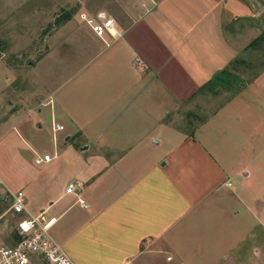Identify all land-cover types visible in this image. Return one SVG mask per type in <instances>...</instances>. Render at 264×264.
<instances>
[{
    "label": "crops",
    "instance_id": "0c3cea01",
    "mask_svg": "<svg viewBox=\"0 0 264 264\" xmlns=\"http://www.w3.org/2000/svg\"><path fill=\"white\" fill-rule=\"evenodd\" d=\"M108 2L99 11L112 19L115 36L97 35L84 20L102 43L104 69L58 97L56 88L38 95V127L47 104L53 139L78 136L86 147L42 153L52 156L46 166L62 157L67 164L54 166L59 180L38 173L40 204L30 212L55 218L50 234L74 264H264V182L257 178L264 164L251 143L264 131L244 125L264 122L260 105L252 120L230 113V104L218 112L226 109L233 124L248 128L238 139L214 136L220 148L213 134H186L164 122L172 96L183 98L244 54H264V0ZM260 70L248 88L264 99ZM0 73L8 74L0 78L3 93L12 75ZM88 90L98 91L100 107L91 121L81 118L79 97L72 102V94ZM235 150L238 161L229 158ZM71 181L76 191L66 192Z\"/></svg>",
    "mask_w": 264,
    "mask_h": 264
},
{
    "label": "rangeland",
    "instance_id": "374dc122",
    "mask_svg": "<svg viewBox=\"0 0 264 264\" xmlns=\"http://www.w3.org/2000/svg\"><path fill=\"white\" fill-rule=\"evenodd\" d=\"M105 2L109 3L108 0H0V70H11L12 75V82L0 93V176L12 187L25 191V198L32 212H38L40 204L38 173H45L49 178L59 180L58 173L62 172L58 170L57 173L54 166L58 165L62 169V164H67L64 157L47 166L35 163L33 157L45 151L52 153L53 150H63L67 146H82H79L78 136L64 140L58 134V138L53 139L47 104L41 107L39 117L42 119V126L38 127L35 119L38 118V102L41 103L42 100L40 96L46 94V90L56 88L52 97H58L68 88L76 86L81 78L91 74V70L104 69L101 68L104 64H99L104 57L100 45L102 43L94 40L98 38L84 20L96 19L95 16L101 12L99 10L103 9ZM263 56V53L258 52L244 54L228 68L227 73H218V77L207 85L189 92L183 98L172 96L173 103L164 122H170L172 129L186 134L201 131L213 134L214 146L219 148L222 146V141L219 143L217 139L219 133L238 139L237 132L244 131L241 128L245 127L233 124L226 115V109L232 114L237 112L242 116L250 115V120L254 117L252 110L256 104L264 112V99L255 97L258 96L255 95L256 91L252 87L248 88V84L264 66ZM176 71L177 77L180 71ZM169 72L174 73L173 70ZM5 76L8 74L0 73L2 80ZM180 76L182 77L181 72ZM2 80L0 83L3 85L5 82ZM75 91L72 92L74 95ZM73 94L72 102H78L79 97L80 104L84 105L83 113L79 112L82 107H76L82 119L91 121L98 115V91L80 92L75 98ZM81 94H86V97L81 98ZM228 104L233 107H226ZM224 107L225 111L219 115L218 112ZM251 122L244 125L255 128L257 132L264 131V122ZM252 132L254 129L249 130L253 135ZM262 136L259 140L252 139L251 143L255 144L258 151L261 150L260 164L263 165L264 135ZM229 158L238 161L241 156L235 150ZM262 167L263 175L257 178L264 182V166ZM63 175L66 176L65 172ZM234 184L238 185V181ZM254 239L251 237V243ZM261 256L264 259V249Z\"/></svg>",
    "mask_w": 264,
    "mask_h": 264
},
{
    "label": "built area",
    "instance_id": "2783aa9c",
    "mask_svg": "<svg viewBox=\"0 0 264 264\" xmlns=\"http://www.w3.org/2000/svg\"><path fill=\"white\" fill-rule=\"evenodd\" d=\"M96 19L86 20L97 35L105 30L112 32V19L98 12ZM56 129L62 125L55 124ZM49 153L36 154L34 162L40 164L50 161ZM76 183L71 181L66 192H75ZM83 206L84 201L77 199ZM54 217L46 218L43 214H32L27 206L22 189L11 188L0 176V264H33L34 258L48 264H74L62 245L50 234ZM170 259V257H167Z\"/></svg>",
    "mask_w": 264,
    "mask_h": 264
},
{
    "label": "trees",
    "instance_id": "16d2710c",
    "mask_svg": "<svg viewBox=\"0 0 264 264\" xmlns=\"http://www.w3.org/2000/svg\"><path fill=\"white\" fill-rule=\"evenodd\" d=\"M220 73H227V70L223 69V70L220 71ZM218 75H215L211 80H209L208 82L204 83L201 87H203L204 85H207L208 83L212 82L214 78L218 77Z\"/></svg>",
    "mask_w": 264,
    "mask_h": 264
},
{
    "label": "water",
    "instance_id": "95a60500",
    "mask_svg": "<svg viewBox=\"0 0 264 264\" xmlns=\"http://www.w3.org/2000/svg\"><path fill=\"white\" fill-rule=\"evenodd\" d=\"M83 148H85L86 147V145H84V146H82Z\"/></svg>",
    "mask_w": 264,
    "mask_h": 264
}]
</instances>
